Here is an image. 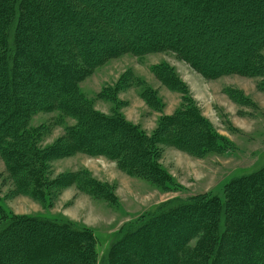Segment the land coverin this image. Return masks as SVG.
I'll use <instances>...</instances> for the list:
<instances>
[{
    "label": "rangeland",
    "instance_id": "374dc122",
    "mask_svg": "<svg viewBox=\"0 0 264 264\" xmlns=\"http://www.w3.org/2000/svg\"><path fill=\"white\" fill-rule=\"evenodd\" d=\"M39 1L51 20V47L64 40L75 47L80 43L92 59L88 62L95 64L76 85V93L93 111L109 115L116 110L126 122L141 129L142 137L149 141L145 160L152 161L160 171L157 177L165 180L147 179L140 168H128V156L118 163L102 155L75 153L45 165L41 194L34 196L29 185L15 188L0 153V206L4 212L86 227L98 240L100 258L116 232L163 202L222 194L233 178L264 165V68L255 77L248 76L238 67L244 57L236 56L251 41V49L258 48L264 55V27L261 35L250 37L234 27L233 12H229L224 13L227 19L214 25L221 26L219 30L202 38L200 28L205 24L213 27L212 20L191 16L189 10L179 8L178 0ZM244 24L240 21L235 26ZM230 30L241 34L236 36ZM178 46L184 53L178 52ZM182 107L189 115L205 120L202 132L212 134L222 145L219 149L199 155L196 149H179L170 146L166 137L153 135L161 117L177 114V120ZM46 123L52 124L47 135L31 136H36L38 150L56 145L64 127L73 120L40 113L29 118L26 128L35 130ZM12 137L14 149L27 150L25 142L30 144V135L23 139L15 133ZM194 145L191 142L189 147ZM135 156L133 163H137ZM91 184L101 185V191L94 192ZM36 238V232L29 230L16 240L24 250L30 249L29 240L32 243ZM17 252L5 251L3 259L10 253L17 258L21 251Z\"/></svg>",
    "mask_w": 264,
    "mask_h": 264
},
{
    "label": "trees",
    "instance_id": "16d2710c",
    "mask_svg": "<svg viewBox=\"0 0 264 264\" xmlns=\"http://www.w3.org/2000/svg\"><path fill=\"white\" fill-rule=\"evenodd\" d=\"M178 3L180 9L189 10L188 14L212 20L214 28L206 24L200 28L202 38L219 30L221 26H215L220 19H227L224 13L229 12H233L234 27L250 37L261 35L264 27V0ZM240 21L244 26H235ZM50 24L39 0H0V153L7 161L15 188L29 185L34 196L41 194L45 165L75 153L102 155L118 163L128 156V168H140L147 179L165 180L157 177L160 171L152 161L145 160L143 154H148L145 147L149 141L142 137L141 129L126 122L116 110L109 115L93 111L88 101L76 93V85L95 64L89 63L92 59L80 43L75 47L64 40L52 48ZM252 42L236 56L244 57L238 67L255 77L264 68V55L258 48L251 49ZM177 50L184 53L179 46ZM180 109L177 120V114L161 117L153 135L166 137L170 146L179 149H196L199 155L222 146L212 134L202 132L206 122L201 116L189 115L184 107ZM40 113L73 120L64 127L56 145L42 150L35 148V135H47L52 124L35 130L26 128L29 118ZM15 133L19 138L30 135V144L25 142L27 150L14 149ZM33 134L35 137H31ZM191 142L196 147H189ZM133 156L137 163H133ZM79 184L89 186L86 182ZM91 186L96 188L94 192L101 191V185ZM29 230L35 231L37 238L32 243L29 240L30 249L23 250L16 239ZM97 243L95 234L86 227L62 220L12 216L0 206V264H264V165L233 178L225 184L222 194L163 202L136 223L116 232L100 258ZM10 249L15 252L12 254L21 252L17 258L10 253L3 259V253Z\"/></svg>",
    "mask_w": 264,
    "mask_h": 264
}]
</instances>
